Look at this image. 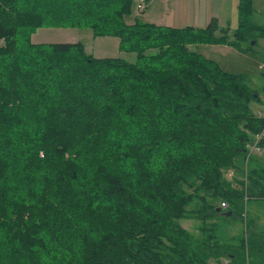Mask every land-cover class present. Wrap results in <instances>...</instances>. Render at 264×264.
<instances>
[{
  "label": "trees",
  "instance_id": "16d2710c",
  "mask_svg": "<svg viewBox=\"0 0 264 264\" xmlns=\"http://www.w3.org/2000/svg\"><path fill=\"white\" fill-rule=\"evenodd\" d=\"M134 1L0 0V264H264V230L242 218L264 201V165L241 168L251 138L264 150V117L249 109L259 96L189 49L245 52L239 41L264 39V24L239 0L233 40L216 19L129 25ZM42 28L116 38L135 62L32 44ZM219 217L244 223L234 243L220 241ZM190 218L200 237L181 226Z\"/></svg>",
  "mask_w": 264,
  "mask_h": 264
},
{
  "label": "rangeland",
  "instance_id": "374dc122",
  "mask_svg": "<svg viewBox=\"0 0 264 264\" xmlns=\"http://www.w3.org/2000/svg\"><path fill=\"white\" fill-rule=\"evenodd\" d=\"M206 0H201V3ZM138 0H135L131 6V13L129 16H125V23H131L135 20L138 21H146L145 17H142L147 3H143V8L141 10L137 9ZM200 4L199 2H197ZM255 12H253L251 16V21L256 25L264 24V0H255ZM263 11V12H261ZM147 12V10H146ZM145 12V13H146ZM147 14V13H146ZM142 17V18H141ZM127 21V22H126ZM238 23V22H237ZM130 25V24H129ZM238 24L236 26H232V34L231 39L233 40V35L238 29ZM252 37L250 40L242 39L239 41V45L247 51L240 52L234 47L225 46L229 49L221 46L217 47H200L201 45H195L190 47V51L200 54L206 59H209L215 63H218L219 67L223 69V71L230 74H239L243 75L245 79V83L252 89H254L259 95L258 101H252L249 104V109L252 114L258 115V113L262 112V116L264 117V70H260L258 68L259 65L264 64V39H261L256 32H251ZM34 36V37H32ZM34 40H38L39 42H35ZM255 41V44L250 45V42ZM30 42L32 44H53V43H82L84 50L87 55H90L96 59L102 58H121L129 63L135 62V55L122 53L118 50V42H115V39L111 37H93L92 33L88 29H63V28H42L37 29L35 33L30 36ZM240 53V54H239ZM262 110V111H261ZM251 141L254 139L251 138ZM251 162L246 161L245 163H241V168L252 166H262L264 165V150L260 151H252L251 154ZM253 159V160H252ZM231 171H224V178L230 181L233 187L238 188V184L235 181L232 182L233 178L237 177L234 173V177H232ZM240 176V175H239ZM238 179V177H237ZM240 179V178H239ZM238 179V180H239ZM220 202H216L215 205L219 206ZM251 206L254 205V201L245 202L244 210L247 221L251 219L252 226H256V229H251L252 232H260L264 230V207H259L257 210L255 208L250 209ZM264 206V202L262 205ZM199 207L198 202H194L188 206V210L197 209ZM256 213L254 214V212ZM250 214H249V213ZM223 215V212L221 213ZM220 215V216H222ZM250 216V217H249ZM212 223L216 224L217 235L221 242L223 243H234L235 241H231V238L238 239L241 235V232L244 231V223L237 219H231L229 221H224L219 218H214L211 220ZM181 226L192 233L195 237H200L201 234L198 232L197 227L199 226V222L195 219L190 218L187 220H182L180 222ZM251 226V227H252ZM264 232V231H263ZM221 264H227L226 259L220 260Z\"/></svg>",
  "mask_w": 264,
  "mask_h": 264
},
{
  "label": "crops",
  "instance_id": "0c3cea01",
  "mask_svg": "<svg viewBox=\"0 0 264 264\" xmlns=\"http://www.w3.org/2000/svg\"><path fill=\"white\" fill-rule=\"evenodd\" d=\"M238 1L239 0H206L202 4L201 0H145V2L147 3L146 5L147 12L146 10L145 12L147 14L144 12L142 17H145L146 15L147 19L146 21H141V22L154 24L157 26H163V27H172V28L191 27L195 29H202L207 26V24L211 19H216L218 23V31L215 33V35L220 36L222 30H227V36L231 39V34L233 30L232 26H236L238 22L237 20ZM197 2H199L200 4H198ZM252 9L253 12H255L254 11L256 10L255 0H252ZM132 23L133 21L128 24H132ZM113 39H115V42L116 41L118 42V39L116 38ZM34 41L39 42L38 40H34ZM221 46L201 45L200 47L220 48ZM190 47L192 46H189V49ZM223 47L229 49L225 46ZM256 116L263 117L262 112L258 113V115ZM253 151H260V149L256 148ZM231 175H233L232 177H234L233 171H231ZM250 201L251 202L254 201V205H256V206H251L250 209L252 210L254 208L255 210H257V208L259 207H264V206H259L262 205V203L264 202L263 200H250ZM255 213L256 211L254 212V214ZM251 229L255 230L256 226H252Z\"/></svg>",
  "mask_w": 264,
  "mask_h": 264
},
{
  "label": "built area",
  "instance_id": "2783aa9c",
  "mask_svg": "<svg viewBox=\"0 0 264 264\" xmlns=\"http://www.w3.org/2000/svg\"><path fill=\"white\" fill-rule=\"evenodd\" d=\"M138 1H139V2H138V4H137V9H138V10H141V9L143 8L142 4L145 3V0H138ZM258 68H259L260 70H264V64L259 65ZM261 135H262V134H260V135H256V136L253 138L254 141L252 142V144H249V145H248V152H249L248 155H250L251 152L257 148V147H256V144H257L258 140L260 139ZM226 207H227V205H226L225 203H221V204H220V208H221L222 210L225 211V210H226ZM242 218H243L244 220L246 219L245 212H244V214L242 215Z\"/></svg>",
  "mask_w": 264,
  "mask_h": 264
},
{
  "label": "water",
  "instance_id": "95a60500",
  "mask_svg": "<svg viewBox=\"0 0 264 264\" xmlns=\"http://www.w3.org/2000/svg\"><path fill=\"white\" fill-rule=\"evenodd\" d=\"M217 211H219V209H217ZM225 217H230L231 216V212H226L223 214Z\"/></svg>",
  "mask_w": 264,
  "mask_h": 264
}]
</instances>
